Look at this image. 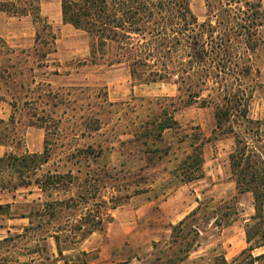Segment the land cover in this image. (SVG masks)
<instances>
[{"label": "rangeland", "instance_id": "rangeland-1", "mask_svg": "<svg viewBox=\"0 0 264 264\" xmlns=\"http://www.w3.org/2000/svg\"><path fill=\"white\" fill-rule=\"evenodd\" d=\"M7 1L11 0H0ZM60 1L40 0V4L47 3L52 8L54 18ZM15 2L16 7H24L23 0ZM190 6L201 22L207 19L205 0H190ZM3 12L5 19L0 20V31L4 36H0V46L4 41L18 52L12 55L10 62L16 67L8 69L14 72L9 79L14 85H9L8 92V87L0 82L3 87L1 94L6 97L1 104L0 116L8 120L14 112L12 101L21 97L22 100L16 101V117L23 143L17 149L1 145L0 156L7 152L19 155L42 153L45 139L50 147L51 159L38 170L37 177L42 178L47 171L62 173L71 168L72 181L67 187L59 185L58 189L47 192L35 183L10 192L0 191V203L11 204V213L0 215V242L8 240L0 246V264H66L65 261L68 264H214L220 256L229 261L237 258L241 252L230 256L228 247L238 243V238L246 231V225L252 223L248 206L250 197L245 198L237 193L229 162V155L235 148V138L233 134L217 129L216 107L204 106L199 102L176 111L177 128L164 131L159 137L162 141H150L148 147L144 145L145 139H138L135 133L114 134L111 129H119L117 117L126 111L123 109L125 105L101 111L97 99H93L94 95L106 92L110 102H130L138 106L146 104L140 100L142 98L159 101L157 117H160V106L168 105V99L177 96V85L171 82L146 84L134 81L125 63H93L88 35L65 23H51L57 40L48 47L47 59L43 60L39 54H34L36 26L31 19L23 21L25 16ZM41 48L40 51L45 52L46 49ZM23 49L29 52H22ZM252 59L251 75L244 80L251 97L249 117L263 120L264 46L254 52ZM48 85L55 89L91 88L97 93L65 96L70 106L60 109L37 102L38 115L32 117V111L30 113L29 107L24 108L23 105L26 88L31 86L34 92L40 94L45 93ZM91 100L95 106L90 109L86 104H91ZM143 112L147 110L140 108L137 113ZM137 115H133L134 118ZM92 116L102 121V129L98 132L86 128ZM37 119H40L37 122L43 123V128L30 125L29 120ZM237 130L244 136L240 127ZM107 135L108 140L105 141ZM196 138L205 142V175L203 179L185 183L182 170L189 163V160L186 163V156L193 153L190 145ZM251 138L256 139L252 135ZM101 143H104L106 151L100 157L86 159L72 155L80 148L90 145L97 147ZM157 148H160L159 151H155ZM166 150L171 152L170 156L164 155ZM139 188L146 189L134 195L133 192ZM176 192L178 194L174 196L172 204H164ZM83 196L90 200L83 201ZM68 198L81 200V203L77 208L64 209L58 221L46 223L48 217L44 206ZM112 198H122L120 201L123 202L115 208ZM200 203L197 222L191 223L188 219V227L185 228L187 231L189 226H193L198 230L195 243L191 242L194 235L191 234L190 238H179V243L173 244L175 227ZM192 205L196 207L179 219ZM90 209L93 212L100 209L104 214L106 221L103 230L81 241L77 240L81 234L78 232L77 239H71L69 235L74 231V226ZM58 228L63 229L61 244L64 257L58 254L53 238L43 239L46 230ZM187 242L191 243L192 248L185 254L179 250H184Z\"/></svg>", "mask_w": 264, "mask_h": 264}, {"label": "trees", "instance_id": "trees-1", "mask_svg": "<svg viewBox=\"0 0 264 264\" xmlns=\"http://www.w3.org/2000/svg\"><path fill=\"white\" fill-rule=\"evenodd\" d=\"M23 1L22 8L16 7L15 0L0 2V11L15 16H32L36 26L34 54H39L41 59L46 60L48 47L56 43L57 35L53 26L41 15L40 0ZM205 3L207 19L201 22L191 9L190 0H61L63 23L70 24L88 35L93 63H125L134 81L146 84L171 82L177 85V96L168 99V105L160 106V117H157L158 105L161 104L159 101L142 98L140 100L146 104L140 106L130 102L113 103L108 100L106 92L97 93L94 89L83 87L55 89L48 85L44 89L45 93L38 94L29 86L23 95V105L24 108L29 107L32 117H36L37 102L60 109L70 106L65 96L95 92L97 94L93 99H97L101 111L119 107L120 104L125 105L123 109L126 111L117 117L121 130L112 128L111 131L119 135L135 133L138 139H145L146 147L150 141H162L159 137L164 131L177 128L174 117L176 111L199 102L204 106L216 107L217 129L233 134L235 138V148L229 155L231 177L238 194L252 193L255 214L251 216L252 223L247 224L245 229L247 248L232 261L220 256L214 264H264V252L253 254L255 249L264 246V118L252 120L249 117L251 97L247 85L244 84L253 69L254 52L264 46V6L262 0H205ZM2 43L0 82L8 87L6 91L9 92V79L13 77L14 72L8 69L16 67L10 62L12 55L17 54L18 50L9 47L4 41ZM41 46V49H46L45 52L40 51ZM21 51L29 52L27 49ZM12 84L14 85V82ZM22 85L24 87L23 83ZM1 90L3 87L0 86V109L2 102L6 100ZM64 91L66 92L63 93ZM206 92L208 94L204 96ZM17 100L22 99L16 97L12 101L14 112L8 120L0 116V145L15 149L23 143L22 133L18 129L19 120L16 117ZM91 106H95L92 100L91 104H86L87 108L91 109ZM82 108L85 109L84 106ZM140 108L147 112L138 114ZM110 112L113 110L110 109ZM135 114H138L136 118L133 116ZM94 116L89 119L92 123L89 122L86 128L98 132L102 129V121ZM40 119L29 120V123L43 128V123L37 122ZM237 127L242 129L244 136L238 132ZM251 135L256 139L251 138ZM204 144V140L196 138L190 145L193 153L186 156V163L187 160L189 163L182 170V175L186 177L185 183L204 178ZM105 151L104 143H101L97 147L90 145L80 148L72 155L86 159L96 158ZM164 155L170 156L171 152L166 150ZM50 159L51 151L47 141L42 153H5L0 157V191L10 192L33 183L44 192L58 189L59 185L67 187L72 181L71 168L62 173L47 171L42 178L37 177L38 170L49 163ZM109 176L112 177L110 174ZM145 189H136L133 194ZM81 199L90 200L87 196ZM118 199L119 202H116ZM118 199L111 200L115 202V208L123 202L120 201L122 198ZM80 203L81 200L68 198L46 204V223L58 221L64 209L77 208ZM200 208L201 203L175 227L173 244L179 243V238H190L191 234L195 235L191 239L192 244L195 243L199 236L198 230L193 226H189L187 231L185 228L188 227V219L191 223L197 222L196 215ZM10 213L11 204L0 203V215ZM84 215L69 235L73 240L77 239L78 232L81 234L77 240L81 241L94 232L103 230L106 220L100 209L97 212L90 209ZM61 233V228L46 230L43 239L53 238L58 254L64 257ZM6 241L8 240L4 239L0 242V246ZM191 248V243L187 242L185 249L179 251L188 254ZM178 260L182 261L181 258ZM170 262L173 263V260ZM65 263L68 264L66 261Z\"/></svg>", "mask_w": 264, "mask_h": 264}, {"label": "crops", "instance_id": "crops-1", "mask_svg": "<svg viewBox=\"0 0 264 264\" xmlns=\"http://www.w3.org/2000/svg\"><path fill=\"white\" fill-rule=\"evenodd\" d=\"M262 2H263V0H262ZM57 6L58 7H56V9H55L56 16L53 18L52 13H51L52 12L51 11L52 8H50L49 5L47 3H45V2H42V4H40L41 15L43 17H45L48 21H50L49 22L50 24L53 23V22H54L53 24L63 23L61 4H60V6H59V4ZM263 6H264V2H263ZM1 19L2 20L5 19V14H4L3 11H0V20ZM27 19L28 20L31 19V23L35 26V24L33 22V18H32L31 15H26L25 17L22 18L23 21H25ZM0 36H4V33L1 32V31H0ZM40 130H42V129H40ZM44 135H45V133H44ZM44 146H45V139H44L43 150H44ZM0 147H1V145H0ZM33 153H40V152H33ZM0 157H2V156H0ZM180 192H181V189H180ZM182 192H183V190H182ZM176 194H178V192H176L173 195V197L172 198H169L168 199V202L166 201L164 204H166L168 206L171 205L172 202L174 201V196H176ZM239 195L242 196V197H245V198L246 197H250V198H248L250 200L249 201L250 202V205H248V206H249L250 212H251L250 215L253 216L255 214V208H254V198H253L252 193H245V194H239ZM198 202H199L198 199L195 198V203L198 204ZM195 207H196L195 205L190 206L189 210L187 212H185V214H183L179 219H182L187 213H189ZM247 246H248V244H247V241H246V232L244 231L243 234H242V237L238 238V243H236V244L233 243L231 246L228 247V250L230 251L229 255L230 256L235 255V254L241 252L242 250H244L245 248H247ZM263 252H264V246L255 249L253 251V254L254 255H259V254H261ZM229 255H226V257L229 258Z\"/></svg>", "mask_w": 264, "mask_h": 264}]
</instances>
